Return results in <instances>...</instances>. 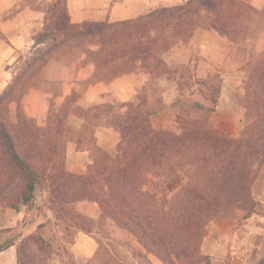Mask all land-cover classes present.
I'll list each match as a JSON object with an SVG mask.
<instances>
[{
  "label": "trees",
  "instance_id": "1",
  "mask_svg": "<svg viewBox=\"0 0 264 264\" xmlns=\"http://www.w3.org/2000/svg\"><path fill=\"white\" fill-rule=\"evenodd\" d=\"M45 5V25L37 34L33 49L40 45L47 47L25 61L0 94V203L16 212L23 210L28 216L25 208L35 202L36 192H47L49 199L42 210L36 207L38 216L51 213L56 220L68 219L80 225L83 231H86L84 222L111 220L141 246L143 251H135L140 260L137 264H154L149 256L160 264H189L199 254V243L211 222L224 220L232 209L250 204L248 185L255 171L264 165V56L250 54L244 65L241 104L245 114L238 137L207 124L178 123L176 131L154 130L149 117L158 109L143 111L130 102L124 105V113L112 118V127L120 137L116 155L112 157L96 146L91 147L92 163L83 175L64 171V148L71 139L69 129L38 134V127L19 114L15 125H11L7 120L8 105L19 96L22 98L28 82L52 54L80 49L86 58L94 56L111 50V46H103L101 39L127 31L129 35L123 45L129 44V48L124 58L127 56L126 60L150 69L162 65V75L167 65L160 55L177 42L187 41L195 28L224 36L232 45L241 42L248 46L260 29L253 17L261 14L264 19V9L259 13L237 0H187L182 5L157 8L130 20L73 24L65 0H50ZM94 39L99 42L97 50L83 49L84 43ZM20 60L23 57L19 55L17 62ZM92 63L97 71V64ZM220 82L219 79L211 106L196 105V109L208 116L214 112ZM54 166H59L60 175L74 183L76 202L91 201L98 205L97 220L59 203L54 194L62 191L64 185L60 177L52 174ZM176 182L178 188L169 195L168 186ZM12 232L0 230V234ZM19 239L17 260L23 264L25 237L21 233L4 239L0 252ZM37 241L42 249L46 247L47 242L40 235ZM258 264H264V258Z\"/></svg>",
  "mask_w": 264,
  "mask_h": 264
},
{
  "label": "rangeland",
  "instance_id": "2",
  "mask_svg": "<svg viewBox=\"0 0 264 264\" xmlns=\"http://www.w3.org/2000/svg\"><path fill=\"white\" fill-rule=\"evenodd\" d=\"M13 3V7L9 9L8 12L0 14L4 18L18 17L23 22V26L26 30L27 37L32 41L30 45L24 49L20 56L23 60L14 65L13 72H17L24 66V62L30 60L33 56L36 57L45 50L47 46L40 45L35 47L36 39L38 38V33L42 32L46 17L45 13V3L50 2V0H9ZM79 7L84 4L86 10L89 11L90 15H104L99 12H106L109 10L111 5L115 2L121 0H77ZM70 0H65L66 11L68 14V3ZM160 9L158 6L154 9ZM152 9V10H154ZM151 10V11H152ZM69 18V15H68ZM136 18V17H134ZM121 19L115 21H102L105 23H115L119 21L130 20ZM83 22H94V20H85ZM100 22V21H99ZM133 29V26H132ZM129 33L127 31H121L114 34L111 37H104L101 39L104 47H110V51H102L94 56H87V61L94 62L97 64L98 68L94 79H103L104 82H110L114 78L136 72H146L149 74L148 82L138 88L136 99L133 102V106H139V110H159L169 103L175 109V117L173 122V127L169 130L176 131V127L183 124L189 126L191 124L199 125H209L213 129H217L223 133L228 134L231 137H238L244 123L245 110L241 104V99L243 98V81L240 89L232 91L235 99H229L237 103V110L230 109L229 102H225L224 109L216 110L208 116L204 111L196 109V105H202L204 108L211 106V99H213L215 94V89L218 85L219 79L221 80L220 74L218 73V68L216 64L212 63V67L206 68L210 70L209 73H205L206 70L200 68L202 72H196L192 70L190 66L182 67L179 65L167 66L165 74H160L163 71L162 65L158 67L147 68L146 65L140 64L139 62H130L126 60L127 56L124 58V54L128 51L129 44H125L127 36ZM92 41V42H91ZM186 42V40H185ZM98 39L90 40L84 43L83 49L89 48L92 50H97L96 44H98ZM179 43V42H177ZM176 43V44H177ZM175 44V45H176ZM174 45V46H175ZM244 46L243 43L238 42L233 45L236 49H241ZM123 47L125 51L122 52ZM82 50L78 49L76 51L58 52L52 54L46 63L41 67L37 74L28 82L26 85L27 92L31 88H42L43 90H52L57 92L58 83L53 81L51 85L47 84L44 86L42 81L37 80L40 72L43 68H46L43 74V80H50L56 76V71L59 66L64 64H69L72 60H76L78 56L81 55ZM264 56V52L260 53ZM205 55H201L203 58ZM160 58L165 62L166 53L160 55ZM166 64V62H165ZM102 68L104 69L102 71ZM106 69V70H105ZM194 71V72H193ZM244 73V67H243ZM40 79V78H39ZM221 85V82H220ZM82 85L78 87V95L81 94ZM165 95V96H164ZM19 96L16 100L9 103L7 109V120L9 124L15 125L16 117L21 115L24 116L28 123L35 124L38 127V134L43 133V131H49L54 134V130H60V132H65L62 127L52 124L48 126H39L32 118L26 117L22 113L21 104ZM99 109L102 114L107 117H118L119 104L116 99L112 97L107 98V102L99 104L98 106L91 107L90 109ZM89 110V109H88ZM117 111V112H116ZM217 111V112H216ZM222 112V113H221ZM67 113V107H63L58 111L54 107H50L48 117L58 118L61 121V117ZM220 113L223 117L230 115V117H235L239 119L238 121H221ZM111 118V119H112ZM112 121L109 123L112 126ZM221 127L226 131L227 129L233 134L227 133L221 130ZM10 132H13V128L9 127ZM117 149V147H116ZM116 153L114 154V156ZM55 172L52 174L56 175V178L60 177L61 183L64 185L62 191L55 192L54 196L59 198V203L66 208L74 207L76 203V195L72 186L74 183L67 179L66 176L60 175L61 168L59 166H54ZM66 171V170H64ZM86 170H84L85 174ZM66 173H70L66 171ZM73 174V173H70ZM79 175V174H74ZM179 184L176 182L168 186L169 195L173 193L178 188ZM248 194L250 198V204L246 207H241L238 209H232L227 215V218L217 222H211L207 228L206 236L199 243V254L191 260L189 264H258L264 258V165L255 171L254 178L250 181L248 185ZM49 199V194L47 192H36L35 202L28 204L25 208L28 211V216L26 217V222L17 228L14 232L8 234H0V244L3 243L4 239L10 236H16L21 233L25 237V242L22 245V262L23 264H57L55 259H52L51 255L55 252L56 246L51 245L49 242L55 241V234L52 232L51 225L48 226L46 230L42 233H46L45 237L48 238L47 248H43L39 245L37 237L40 234H36L32 230L34 222L45 221L43 217L37 219L38 212H36V207H40L42 210V205ZM97 211L100 213L98 205ZM11 209L6 207L4 204L0 203V227L2 225L1 212L6 213ZM246 217V218H245ZM6 219V217H5ZM31 221H34L33 223ZM84 229L89 232L91 237V245L93 246V254L88 259L76 257L74 255V250H70V247L65 249V264H137L138 260L135 255L136 250H142L141 246L135 242L134 237L124 230L118 223H114L111 220H104L101 223H85ZM32 225V226H31ZM50 227V229H49ZM50 233H49V232ZM60 234L64 236L71 234V231H62L60 229ZM54 248V249H53ZM78 251V250H77ZM199 256V257H198ZM96 258L98 259L96 261ZM154 264H160V262L153 256L148 257Z\"/></svg>",
  "mask_w": 264,
  "mask_h": 264
},
{
  "label": "crops",
  "instance_id": "3",
  "mask_svg": "<svg viewBox=\"0 0 264 264\" xmlns=\"http://www.w3.org/2000/svg\"><path fill=\"white\" fill-rule=\"evenodd\" d=\"M186 1L121 0L113 3L106 12L100 11V14H104L102 16L90 15L84 4L79 7L77 0H70L67 7L70 22L78 24L85 20L115 21L134 18L146 15L158 6L172 7L182 5ZM237 1L249 5L252 10L259 13L264 9V0ZM12 7L13 3L9 0H0V14L8 12ZM253 18L257 20L260 29L256 38L248 46L244 45L241 49L233 47L224 36L203 28H195L186 42L180 41L166 53L165 62L167 66L173 64L182 67L190 66L192 70L202 72L200 68L206 70V68L212 67V63L216 64L221 77L216 110L224 109L225 102H229L228 107L230 109L237 110V103L229 99H235L232 91L240 89L242 85L243 67L250 54L264 52V19L261 14L254 15ZM31 42L30 38L27 37L22 20L18 17L4 18L0 16V94L15 74L13 70L14 65L18 63L19 53L24 51ZM202 54L205 55L203 58L200 57ZM44 71L46 68L40 72L37 78L38 82L42 81V84L47 86V84L51 85L53 81H56L58 83L57 92L38 87L31 88L21 98L22 113L26 117L32 118L39 126L59 125L63 129L71 131V139L67 140L64 148V169L73 174L83 175L87 165L92 163L90 159L91 147L96 146L114 157L120 138L118 132L109 124L113 120L112 117L102 114L99 109L90 108L106 103L110 96L116 99L119 104L117 114L124 113L126 110L124 105L137 100V90L148 82L149 74L136 72L120 75L110 82L99 81L94 79L96 75L94 64L87 61L84 54L69 64L59 66L56 76L50 78L48 82L41 78ZM209 72V69L205 71V73ZM79 85H82L80 95H78ZM164 104H166L164 107L149 117L150 126L154 130H167L173 127L175 109L167 102ZM65 106L67 113L61 117V121L58 118L50 119L48 117L50 107H54L58 111ZM221 113L219 115L221 121H238L239 119V116L238 119L230 117V115L223 117ZM221 130L225 131L222 127ZM225 132L233 134L228 129ZM96 206L95 202L78 201L75 203L74 209L86 218L97 220L99 212ZM1 214L2 225L0 230L12 229L15 231L26 222L27 216L23 210L16 212L11 209L6 213L1 212ZM35 218L41 219L43 217L37 216ZM44 218L45 221H35L34 226L31 225L32 230L36 234H40L45 242H48V238L45 237L46 233L42 232L51 225L57 242H49L56 246L51 257L57 261V264H65L66 259L63 252L65 245H67L65 249L70 247V250H74L76 257L88 259L92 256L91 237L86 231L81 230L80 225H75L68 219L56 220L51 213H46ZM47 220L49 223H45ZM43 223L45 225L38 228ZM60 229L71 231V234L64 236L57 232ZM19 243L20 239L13 246L0 252V264H18L17 247Z\"/></svg>",
  "mask_w": 264,
  "mask_h": 264
}]
</instances>
